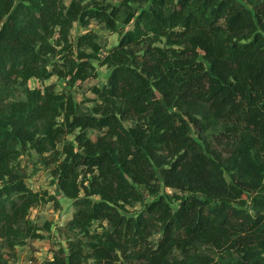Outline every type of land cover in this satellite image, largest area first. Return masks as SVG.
Returning <instances> with one entry per match:
<instances>
[{
    "label": "trees",
    "instance_id": "obj_1",
    "mask_svg": "<svg viewBox=\"0 0 264 264\" xmlns=\"http://www.w3.org/2000/svg\"><path fill=\"white\" fill-rule=\"evenodd\" d=\"M248 3L0 0V264L53 230L33 209L59 207L28 186L17 164L29 151L74 206L42 264H264V0ZM92 22L120 34L104 58L95 32L71 40ZM96 62L109 78L87 112L55 84L29 87H75ZM192 123L239 137L229 163Z\"/></svg>",
    "mask_w": 264,
    "mask_h": 264
},
{
    "label": "rangeland",
    "instance_id": "obj_2",
    "mask_svg": "<svg viewBox=\"0 0 264 264\" xmlns=\"http://www.w3.org/2000/svg\"><path fill=\"white\" fill-rule=\"evenodd\" d=\"M245 4L251 0H239ZM70 0H66L68 4ZM113 5H120L123 0H109ZM249 4V3H248ZM122 28V26H120ZM132 28V25L127 26L125 30ZM93 31L99 36V42L102 44L103 49L100 52V57L104 58L108 52L114 48L119 41L120 34L108 31L103 26L92 22L87 28H82L79 25H75L71 32V40L76 41L80 35ZM98 76L92 78L83 83H78L75 87H69L66 80L59 79L54 76L49 81L41 84L38 80L32 79L29 83L31 89L44 88V86L55 84L58 93H70L73 95L74 100L79 105L80 112H87L89 108L93 106L91 100H95L93 94V87L103 88L108 83L109 72L106 67H101L97 62L95 63ZM202 118L200 117V120ZM207 125V129L204 126L201 128L192 123V136L203 146L205 151L214 160L221 163H229L231 152L238 142L237 136L230 135L222 125ZM90 136L96 138L97 133L91 132ZM68 140H72L70 136ZM165 152H160L161 157L165 156ZM47 157V155L45 156ZM21 169H24L28 176L26 180L28 186L36 192H47L50 196H55L58 200V208L53 202L42 205L35 208L31 212V220L35 221L40 227H45V223H50L53 230L50 232L45 231L47 236L46 240L30 242L28 246L18 248L17 257L11 261L10 264H42L45 260L53 257V250L58 248V243L66 244V231L65 226L71 220L74 213V206L72 201L66 199L59 187L53 184V178L51 171L54 166H49L44 160V157L36 154L34 151L24 153L17 164ZM163 185V184H162ZM140 192L143 194L145 200H151L147 189L145 187H139ZM162 193H168L170 195L178 194L177 190L165 188L162 186ZM99 200L98 197L94 198ZM141 205L136 207H130L129 210L133 213L140 212ZM101 223L96 222L93 225V229H100ZM206 252H210L209 249H204Z\"/></svg>",
    "mask_w": 264,
    "mask_h": 264
}]
</instances>
